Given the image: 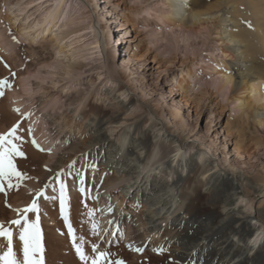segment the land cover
Wrapping results in <instances>:
<instances>
[{
	"label": "bare ground",
	"instance_id": "6f19581e",
	"mask_svg": "<svg viewBox=\"0 0 264 264\" xmlns=\"http://www.w3.org/2000/svg\"><path fill=\"white\" fill-rule=\"evenodd\" d=\"M130 1L139 5L132 9L133 18L161 22L143 24L151 23L143 31L158 43L156 51L199 59L204 73L197 74L192 84L214 90L232 111L252 104L255 130L264 134V74L251 73V65L246 69L251 56L252 64L256 54L264 52V0H213L210 5L203 0ZM142 4L151 8L139 14ZM5 5L13 20L24 19L15 41L0 26V54L5 59L22 66L21 43L29 45L32 57L36 52L31 44L52 48V57L34 70H17L16 85L7 88L0 107L21 127L16 133L20 139H14L19 150L29 152L14 165L38 153L47 156V166L59 165L60 155L70 145L85 144L88 150L81 161H88L87 166L100 160L103 171L107 165L119 166L105 182L90 180L84 168L69 171L66 178H59L58 190L52 189L57 193H51L48 202L34 199L35 216L23 212L32 203L24 193L36 194L31 185H24L19 194V178L1 179L0 206L8 207V216L0 215V224L11 230L17 258H22L21 226L10 221L25 216L30 224L44 227L47 253L34 254L42 264H77L63 253L67 243H81V238L85 246L95 244L93 224L100 232L109 227L125 234L130 248L148 240L152 248L164 249L163 241L172 237L175 251L180 252L175 257L178 264H264V182L241 173L227 176L208 145L189 143L179 115L180 126H170L163 111L142 105L148 95L144 89L114 78L110 28L104 24L98 0H7ZM51 31L54 37H46ZM254 38L260 45L250 40ZM245 94L249 101L239 97ZM117 129L122 134L110 140ZM16 169L20 172L21 167ZM112 186L120 187L121 193L109 202ZM204 188L211 195L207 209L199 203ZM126 194L131 196L129 204L141 207L129 221L111 211L113 205L117 211ZM256 195L262 200L254 206ZM248 238L253 245L246 244ZM6 250L7 241L0 237V256Z\"/></svg>",
	"mask_w": 264,
	"mask_h": 264
},
{
	"label": "rangeland",
	"instance_id": "374dc122",
	"mask_svg": "<svg viewBox=\"0 0 264 264\" xmlns=\"http://www.w3.org/2000/svg\"><path fill=\"white\" fill-rule=\"evenodd\" d=\"M6 1L0 0V26L9 31V37L12 38L19 32V26L24 22V19L13 20V15L7 11ZM98 2L100 5L99 11L104 15V24L110 28L108 30L111 35L109 45L114 50L111 57V72L115 73L114 78H117L122 84L126 83L135 89L137 87L144 89L148 95L145 96V103H142V105L146 104L153 111H163V117L170 126H176L177 128L180 126L177 119V115H179L185 123L186 127L183 130L187 132L189 143L196 146L208 145L215 152L213 154L227 176H231L232 173H241L245 178H250L260 183L264 182V134L255 130L252 121V104L243 111L237 110L235 112L230 110L231 106L223 103L220 95L211 88L207 86L199 87L197 84L193 85L192 79L203 71L199 68L202 66V64H198L200 62L198 61L199 59L196 60L190 56L183 57L182 54H171L167 57L161 54L163 50L156 51L155 45L158 43H154V40L149 38L150 35L143 30L144 28H151V23H154L153 25L158 23L159 25L161 22L157 18H153L152 21H147L145 18H133L132 9L139 5L133 4L130 0H98ZM203 2L208 5L214 1L203 0ZM141 6L137 10L139 14L143 13L145 9L151 8V6L146 7L147 4H142ZM145 22L151 23L144 26ZM53 32L48 33L46 37H54ZM250 40L260 45L256 38ZM36 45H30L36 52V55L32 57L29 54V45L21 43L19 53L22 66L19 67H15L13 61L10 62L0 54V72H6L5 75L0 73V80L6 79L8 84L13 87L17 82L16 72L18 69L28 68L29 70H34L41 61L52 57L51 47L41 49ZM251 61L252 56L246 64V69L251 65L253 68L251 73L260 72L264 74V52L260 50L256 54V62L251 64ZM7 88L4 87L2 89L4 94L0 96V107L5 104ZM239 92L240 89L233 94V97H237ZM239 97L249 101L246 94ZM16 124L17 122H13L8 112L0 109V134L8 132ZM179 129L181 128L179 127ZM19 130H21V127H18L17 132ZM74 133L76 134V132ZM74 133H71L73 137H75ZM121 134L118 133L117 129L115 133L110 134V140L114 141ZM13 143L17 145L14 140ZM87 150L88 147L85 144L70 145L60 155L59 165L47 166L46 161L48 158L44 153H38L35 157H27L21 165V162L17 163L15 167H21L20 173L24 177L19 180L20 184L18 183L17 185V193H23L25 186L31 185L33 192H41L42 195L37 196L36 194L25 192L24 198H30L29 202L36 198L37 202L46 203L51 198V193H57L54 190L59 188V178H66V173L69 171L81 170L82 168H84L85 175H88L90 180L100 179L105 182L112 179L113 174L111 171L114 170L116 172L119 166L112 167L107 165L106 170L103 171V167L100 166L103 165L101 160L92 166H87L88 161H81L82 155ZM26 151L22 152L24 154L29 153L28 151L25 153ZM18 158L20 160L21 156L13 157L14 164ZM82 165L87 167H82ZM155 176L158 177L159 175ZM163 178L165 177L163 176ZM2 193L3 185L0 179V194ZM109 193V202H112L121 193V189L118 186H112ZM130 198L131 196L126 194L117 211H115L116 205H113L111 209L113 214L118 215L123 221H129L137 217L141 209L136 202L129 204ZM210 200L211 195L207 194L205 188L201 189L199 193L200 208L207 209ZM260 200L262 198L256 195L253 205L256 206V201L259 202ZM115 204H119V200H116ZM0 207H2L0 215L8 216L5 212L8 211V207L6 205H1ZM261 209L264 210V203ZM34 211L35 209L33 212L30 211V213L35 216L36 212ZM87 212L86 209L85 213ZM28 222L30 221L28 220ZM43 229L44 227L39 229V248L47 253ZM97 233L98 239L94 243L98 246L99 251L111 254L108 257L110 261L121 260L124 264H178L175 257L180 252L175 251L177 244H175V239L172 237H166L168 239L163 241L165 243L164 249L152 248L153 245L148 240L144 245H141V242L138 241L136 248H142L143 251L137 252L134 250L135 248L129 247V243L125 242V234L119 233L117 229L112 230L108 227L100 232L99 228H97ZM74 244L80 245L79 242L67 243L68 250L66 254L63 253V256L66 258L70 257L69 259L74 258L77 264H91L92 258L96 255L92 250L93 244L82 245L84 254L89 257L87 262L80 259ZM246 244L248 246L253 245V239L248 238ZM34 259L37 260L36 257Z\"/></svg>",
	"mask_w": 264,
	"mask_h": 264
},
{
	"label": "snow or ice",
	"instance_id": "6c2138e0",
	"mask_svg": "<svg viewBox=\"0 0 264 264\" xmlns=\"http://www.w3.org/2000/svg\"><path fill=\"white\" fill-rule=\"evenodd\" d=\"M13 40L15 41L16 38L13 36ZM18 42V41H16ZM8 87L10 88L11 85L8 84L7 80H0V96H3V88ZM14 111L19 112V109H14ZM27 115V114H24ZM19 125H13L12 128L8 130V132L4 134H0V179L6 180L15 176L19 179H23V174L17 171L14 163L13 157L14 156H23L24 153L19 150L18 145L13 143V140L20 139L16 135ZM29 133H31V129H29ZM33 144L36 143L35 140L32 141ZM11 187V185H9ZM61 190L63 193V185H61ZM37 196L42 195L41 192L36 193ZM63 205L64 200L61 199V210L63 212ZM36 208V201L33 200L31 205L23 209L24 213L33 211ZM110 210V209H109ZM20 211V210H17ZM91 214V213H90ZM21 220H23V224L21 225ZM65 221L67 223V217H65ZM11 224L20 225V232H19V240L23 242L22 247V258H17L16 253L13 251V234L11 230L5 227L3 224H0V237L4 238L7 241V250L4 252L2 256H0V261L2 264H42L41 261L35 260L34 254L40 250L39 248V229L35 222L29 223L28 219L25 216H21L19 219H14L10 221ZM69 227V234H72V228L70 225ZM97 225L93 224L92 230L93 234H98L96 232ZM75 239V238H74ZM83 245V238H81L80 245L74 244L76 248V252L79 255L82 261L87 262L89 257L86 256L82 250ZM92 250L96 254L92 260L91 264H124L121 260L110 261L108 257L111 255L108 252L99 251L98 246L96 244L92 245ZM137 252L143 251L142 248H135Z\"/></svg>",
	"mask_w": 264,
	"mask_h": 264
}]
</instances>
